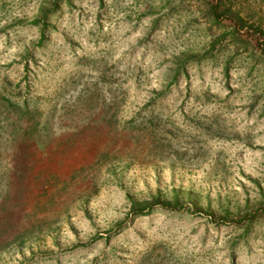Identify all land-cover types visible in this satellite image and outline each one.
I'll return each instance as SVG.
<instances>
[{
  "label": "rangeland",
  "instance_id": "obj_1",
  "mask_svg": "<svg viewBox=\"0 0 264 264\" xmlns=\"http://www.w3.org/2000/svg\"><path fill=\"white\" fill-rule=\"evenodd\" d=\"M0 264H264V0H0Z\"/></svg>",
  "mask_w": 264,
  "mask_h": 264
}]
</instances>
